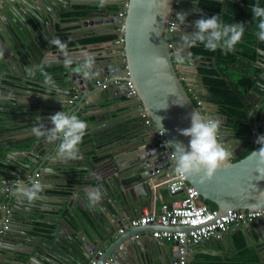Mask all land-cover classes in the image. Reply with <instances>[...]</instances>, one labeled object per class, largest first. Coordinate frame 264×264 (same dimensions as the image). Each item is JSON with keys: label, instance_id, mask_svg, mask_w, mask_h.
Wrapping results in <instances>:
<instances>
[{"label": "water", "instance_id": "1", "mask_svg": "<svg viewBox=\"0 0 264 264\" xmlns=\"http://www.w3.org/2000/svg\"><path fill=\"white\" fill-rule=\"evenodd\" d=\"M67 1L69 4L52 0L53 4H46V11L39 8L36 3L31 4L32 0L0 1V41L5 44L8 40L11 43L15 58L21 59L28 51H31L34 57L33 62L38 63L35 65L31 61L32 65H42L36 70L34 76H27L23 71L17 79L13 76L15 72L11 69L10 54L0 47V97L5 94L11 96L15 93L16 95L8 101L7 107H2V110L7 113L4 118L9 123L1 130H7L5 133L9 140H0V156H2L0 161V247L8 239L21 241V235L29 233L25 228L38 221L32 219L31 213L27 215L24 213L23 208L28 206L27 201L13 194L14 183L30 184L36 179L35 174L41 173L40 170H42L38 182L43 186L42 182L49 178V174L56 173L57 168L65 170L61 166L64 158L57 153L59 141L48 143L44 138L33 135L31 129L35 126L36 116L44 118L42 120L45 126L51 127L50 115L60 111L71 114L79 109L78 112L81 111L82 118L92 124L90 117L103 112L98 113L93 110L94 112L88 113L83 112V109L88 104H96L98 99L93 97L96 95L107 102L114 97L124 96L134 105L141 104L139 116L147 110L160 129H164L167 142H180L187 146L190 138L180 135L178 130L190 127L192 112L198 110L201 114L203 113L197 107L188 88L201 93L206 105L211 109L212 119L220 122L218 141L232 155L220 166L212 180L201 182L202 174H195L188 177L189 182L198 188L205 200L216 203L221 213L229 209L263 208L264 175L257 173V158L253 156V151L258 152L260 145L250 154L242 156L248 149V146L244 144L243 135L227 124L228 117L220 112V105L211 96L200 74L199 68L203 64H212L213 61L208 62L193 55L191 48L181 46L182 44L179 43L181 36L195 33L197 31L195 21L208 14V10L200 6V0H181L177 13H186L187 19L181 23L176 15V29L172 36L169 35V22L175 0H130L125 10L124 50L127 71L121 69L118 54H112L110 50L108 53L94 55V70L97 75L90 80L83 78L76 71L65 69L63 63L49 64L47 55L52 45L49 41L54 40L60 33V30L56 28L59 23L55 22V15L61 19L64 14H83L82 17L79 16V20H82L84 26L92 23V17L105 14L104 16L110 17V22H113L116 27L122 0L107 4L103 12L93 11L90 8L77 10L73 4L74 0ZM195 7L199 9L195 10ZM69 33L71 31H64L61 34ZM90 45L70 49L74 60L73 68L82 61L79 49L91 53ZM117 47L118 45L115 48ZM178 56L183 58L182 63L178 61ZM159 57L167 61L166 67L157 62ZM45 60L47 63L42 64ZM257 63L262 68L260 79L264 81V62L258 60ZM193 64L194 70L189 69L188 65ZM54 66H62V68L44 72ZM44 73L52 77L51 82L46 80ZM192 73L197 76L196 80L190 77ZM30 77L46 80L45 88L33 89L51 96L48 100L54 105H48V109L43 110L44 112L32 110L35 107L31 104L18 101V97L25 93H17L16 89H21L25 80ZM126 80H133L137 89L136 96L129 94V87L124 84ZM31 90L30 88V92ZM251 96L252 98L247 97L249 101L253 104L260 102L264 106V83L258 81ZM4 102H6L5 98H0V104L4 106ZM13 115L18 116V123L21 125L17 124ZM254 118L259 137L262 133L257 127L258 119L256 116ZM261 125L264 126V121ZM24 133H29L27 135L29 139L20 140V137H15V135L22 136ZM131 137L133 139L127 138L124 144L121 143L123 148L117 147L115 151L107 153L109 159L104 162L106 173L104 179L99 181L103 192L108 194L112 192V197H109L112 201L109 203L105 200L111 217H106V224L100 222L103 230L94 226L98 237L86 232L87 238H75L74 247L67 250L69 264H128V262L139 264L138 261L144 262L148 258L146 251L148 238L142 235L146 227H136L131 233H126L128 229L120 232V229L125 227L126 218L130 221L141 216L140 209L150 203L152 198L150 180L160 179L170 169L174 172V159L168 158L167 155L163 156V149L156 146V128L146 125L144 119ZM128 144L129 147L124 148ZM171 149L175 150L174 147ZM7 218L9 221L5 222ZM82 226L80 224V229H83ZM237 232L244 233L247 244H264V218L259 219L255 226L250 224L246 228H237L227 233L236 234ZM56 233L60 231L57 230ZM136 235L139 236L135 237ZM155 242L160 248L163 242L170 243L164 238L157 237ZM104 243L109 244L105 251L101 250ZM173 244L174 251L169 263L180 264L178 253L180 245L176 241ZM188 245L190 244L185 245L186 248ZM99 251L102 253L99 254ZM48 254L52 255V253ZM260 258L261 263L264 264V250L260 252ZM190 264H195L194 259H191Z\"/></svg>", "mask_w": 264, "mask_h": 264}, {"label": "crops", "instance_id": "2", "mask_svg": "<svg viewBox=\"0 0 264 264\" xmlns=\"http://www.w3.org/2000/svg\"><path fill=\"white\" fill-rule=\"evenodd\" d=\"M54 1L69 4L67 0ZM114 1L117 0H107L103 7L99 6V0H74L73 4L77 10H86L90 8L93 11L103 12L106 5ZM33 3H36L39 8L44 11H46V4H53L52 0H48L47 2L46 0H32L31 4ZM104 15L100 14L97 17H92V23H85L86 25L84 26L82 25V20H79V16L82 17L83 14H64L61 19L55 15V22L59 23L56 25V28L60 30V33L55 36L54 40L59 39L61 42L67 43L69 51L71 48H80L83 45L91 44L89 48L92 49L91 53L93 55L108 53L110 50H112V54L116 53L117 48L115 47L117 44H113L114 39L94 40L84 44H68V42L75 40L114 34L115 27L113 22H110V17ZM243 23L245 24V31L256 35L257 28L249 18L244 19ZM97 26H99V28ZM84 28H86V30H84ZM64 31H71V33L61 34ZM180 38L181 40L179 43L182 44L181 46H184L182 36ZM111 40L113 41L111 42ZM0 47L10 54L11 69L15 72L13 76L17 77V79L20 78V74H23L26 67L33 66L31 61H34V57L31 51H28L26 55L23 56L24 58L22 57L19 59L14 57L13 49H11L12 45L8 40H6L5 44L0 41ZM82 51H84V49H79V52ZM261 53L264 54V52ZM47 57L50 65L63 63V57L58 54V49L54 45H51V50L48 51ZM36 61L40 62L38 59H36ZM33 64L36 65L38 63L33 62ZM194 66V64L188 65L189 69L192 70H194ZM59 68H62V66H54L44 72L56 71L59 70ZM190 77L194 80L197 79L194 73L190 74ZM23 85L24 86L19 90L15 88L17 93H25L18 97V101L31 104L32 107H35L32 110H38L39 112H44L43 110H47L49 106L54 105L50 100L44 99L41 96L45 94L33 90L34 88H45V78L37 80V78L30 77V79L25 80ZM30 88L32 89L31 92ZM15 96V93L11 96L7 94L2 95L6 102H4V106L0 104L1 141L3 139H5V141L9 140L5 133L7 130H1L9 123L6 122L4 118L7 113L2 110V107H7L8 101H10L11 98H15ZM2 97L0 98L2 99ZM93 97L97 98L98 101L96 104H88V106L83 109V112L92 113L97 111L98 113H103L90 117L92 124L88 120L82 118L81 111L78 112L79 109L74 112L80 119L86 121L88 124L86 135L83 138V142L79 145L81 158L78 160L62 159L63 162L61 166L64 167L65 170L57 168L56 173L49 174V178L42 182L43 192L40 193L41 196L31 204L32 207L26 202L28 206L23 208V210H25L24 213L26 215L31 213L30 216L33 217L32 219L38 221L33 224L34 226L31 225L25 228L29 233L21 235V241L8 239L5 244L1 245L0 264H69L70 258L67 250L74 247L76 243L75 238H87L88 235L86 232L98 237L97 232L94 230V226L99 230H103L100 222L106 224V217H111L110 210L108 206H106L105 200L109 203L112 201L109 199L110 196L112 197V192H110V194L103 192L104 196L102 200L94 208H90L86 198V191L93 187L101 188L99 181L104 179L106 173L104 162L109 159L107 153L115 151L117 147H121L127 141V138L133 139L131 136H133L135 131L141 126L142 118L139 116L138 106L134 105L124 96L114 97L112 100H108L109 102L99 98L98 95ZM250 107H252L249 111L250 115L256 116L258 119L257 127L260 130V128H262L261 122L264 121V106L260 104V102L253 104L250 101ZM13 117L17 120V124L21 125V123H18V116L13 115ZM40 122L43 123V120ZM10 125L15 126L14 124ZM253 129H255V127H253ZM261 133H264V130H262ZM124 134H126V136H124ZM27 135H29V133H24L22 136L15 135V137H20V140H27L29 139ZM114 140L119 141L113 142ZM127 147H129V144L124 146V148ZM37 153H39V151ZM0 161H2V156H0ZM40 172L42 173V170H40ZM59 174L61 176H59ZM169 174L170 171H166L159 180L165 179ZM152 180L157 181L158 179ZM152 180H150L149 184ZM171 198L172 195L169 194L167 187L161 186L157 195H154V193L152 194L150 203L144 205L140 209V213L145 209H157L161 206L163 201H168ZM128 220L129 219L126 218V224ZM80 224L83 225V229H80ZM252 225L255 226V223ZM135 228L136 227L128 228L126 233L133 232ZM160 228L159 226L150 225L146 226V231L151 232V230ZM57 230L60 231V233H56ZM242 234L244 235L243 232ZM146 238H148V243L146 244L148 258H146L144 262L138 261L137 263L170 264L169 261L172 259L173 248L175 246L173 241H170L169 244L163 242L160 248L155 242L156 237L146 236ZM126 243H128V241H126ZM108 246V243H104L101 250L105 251ZM246 247L253 248L259 256L260 252L264 250V244L262 243H246ZM238 252L239 248L236 247L234 234L224 232L220 237H213L198 244L190 243L187 248L188 264L191 263V259H194L195 264H216L218 260L226 261L232 259ZM48 253H52V255ZM128 264H133V262H128Z\"/></svg>", "mask_w": 264, "mask_h": 264}, {"label": "clouds", "instance_id": "3", "mask_svg": "<svg viewBox=\"0 0 264 264\" xmlns=\"http://www.w3.org/2000/svg\"><path fill=\"white\" fill-rule=\"evenodd\" d=\"M107 0H99V6L103 7ZM181 4V3H180ZM253 19L257 20L256 36L261 42H264V6L259 3L251 7ZM177 18L184 23L187 19L186 13H177ZM197 31L193 34L182 36L183 44L187 48L196 47L198 44L211 52L217 49L225 53L235 51V47L241 42L245 33V24L243 22L225 24L220 15L199 18L195 21ZM58 49V54L63 57V66L65 69L76 71L85 79H93L97 75L95 72V57L92 53L82 51L80 53L82 61L73 68V54L69 51L67 44L59 39L49 41ZM178 61L183 62V58L178 56ZM158 63L164 67L167 61L159 57ZM47 60L42 64H46ZM39 66L26 67L24 69L27 76H34ZM48 82L52 77L44 73ZM51 90V89H50ZM31 95V94H30ZM29 95V96H30ZM44 99L51 96L41 95ZM35 126L31 129L33 135L37 138H44L48 143L59 141L57 153L67 160H78L81 158L79 145L83 142L86 135L88 124L80 119L74 112L69 114L64 111L57 112L49 116L51 127L45 126L40 122L42 117L35 118ZM190 127L179 129V134L190 138L187 146L180 142H167L173 148L174 172L180 179H185L195 174H202L201 182L212 180L220 166L232 155L218 141V132L220 122L215 119L205 118L198 110L190 114ZM160 123V120H159ZM162 128V125L160 123ZM163 129V128H162ZM164 131V129H163ZM256 143L260 145L259 151H253V156L257 158L256 171L264 175V135L257 138ZM14 195H18L27 200L31 205L39 194L43 191V186L37 181L30 184L21 182L14 183ZM104 193L100 187H93L86 191L88 206L94 208L103 197Z\"/></svg>", "mask_w": 264, "mask_h": 264}, {"label": "built area", "instance_id": "4", "mask_svg": "<svg viewBox=\"0 0 264 264\" xmlns=\"http://www.w3.org/2000/svg\"><path fill=\"white\" fill-rule=\"evenodd\" d=\"M1 1V0H0ZM130 0H122L121 9L118 12V21L116 22L115 32L116 38L114 42L118 45L116 53L120 60L119 64L122 70L127 71V61L125 57L124 44L126 42V9L129 6ZM181 0H175V6L172 12V18L169 22V35L172 36L176 29V15L179 10ZM170 46H173L170 44ZM100 83V82H99ZM129 87L130 95H137V89L133 80H126L124 82ZM106 87V84H104ZM191 97L195 101L197 107L203 111L202 115L205 118H211V109L206 105L202 94L195 91V89L188 88ZM142 107L141 104L138 108ZM141 118L145 120L146 125L156 128V146L162 148L163 156L174 159L173 151L167 144L165 132L155 123L150 117L147 110L141 114ZM264 135V133H262ZM220 136L218 132V137ZM258 136L256 129L252 130L251 139L254 144ZM258 145V144H257ZM171 168V166L169 167ZM170 174L163 180H152L149 187L152 194L157 195L161 186H166L172 198L168 201H163L161 206L157 209H145L141 216L137 219L128 221L120 232H124L128 228L139 226L155 225L161 227L160 229L151 232L145 231L143 236H153L157 238H164L168 241L178 242L180 264H188L187 258V243L198 244L209 240L213 237H220L222 233L232 231L237 228H246L250 224L256 223L259 219L264 218V207L259 209H229L226 212H220L217 208L211 207L202 197L198 188L191 184L188 177L180 179L176 176L172 169L168 170ZM38 182L41 173L35 174ZM9 211V210H8ZM7 218L5 222H8ZM7 227V225L5 226ZM136 235L135 237H138ZM99 254L102 251L98 252Z\"/></svg>", "mask_w": 264, "mask_h": 264}, {"label": "trees", "instance_id": "5", "mask_svg": "<svg viewBox=\"0 0 264 264\" xmlns=\"http://www.w3.org/2000/svg\"><path fill=\"white\" fill-rule=\"evenodd\" d=\"M257 3L264 6V0H227L225 2L201 0L202 8L208 10L207 17L220 15L225 24L243 22L244 19L249 18L255 27L258 21L253 19L251 7ZM115 38L116 35L111 34L75 40L68 44H84L94 40ZM191 51L208 62L213 61L212 64H203L199 68L204 83L215 102L220 105V112L228 117V125L233 126L239 134L245 137L250 136L255 127V118L250 115V101L247 97H252V91L258 81L264 83L260 79L262 68L257 63L258 60L264 62V54L260 52H264V42L258 40L253 33L245 31L241 42L236 45L233 52L225 53L220 49L211 52L200 44L191 48ZM262 130L264 126L260 128L261 132ZM246 139L244 144L248 146V149L242 156L250 154L258 146L251 144L250 139ZM206 202L211 207L217 208L216 203L209 200ZM234 238L236 247L239 248L238 254L226 261L218 260L216 264H262L257 252L253 248L246 247L242 232L234 234Z\"/></svg>", "mask_w": 264, "mask_h": 264}, {"label": "flooded vegetation", "instance_id": "6", "mask_svg": "<svg viewBox=\"0 0 264 264\" xmlns=\"http://www.w3.org/2000/svg\"><path fill=\"white\" fill-rule=\"evenodd\" d=\"M225 1H226V0H225ZM225 1H224V2H225ZM200 6H201V0H200ZM201 7H202V6H201ZM194 9L197 10V9H199V7H195ZM261 52H262V51H261ZM193 55H196V54H193ZM196 56H199V55H196ZM199 57H200V56H199ZM227 124H228V123H227ZM242 135H243V134H242ZM243 137H244V139L247 138L246 140H249V139H250V140H251V144H254V143H253V139H251V135H250V136H246V137L243 135Z\"/></svg>", "mask_w": 264, "mask_h": 264}]
</instances>
